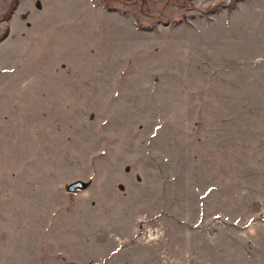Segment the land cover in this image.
<instances>
[{
	"label": "rangeland",
	"instance_id": "rangeland-1",
	"mask_svg": "<svg viewBox=\"0 0 264 264\" xmlns=\"http://www.w3.org/2000/svg\"><path fill=\"white\" fill-rule=\"evenodd\" d=\"M112 5L0 21V264H264V0Z\"/></svg>",
	"mask_w": 264,
	"mask_h": 264
},
{
	"label": "trees",
	"instance_id": "trees-1",
	"mask_svg": "<svg viewBox=\"0 0 264 264\" xmlns=\"http://www.w3.org/2000/svg\"><path fill=\"white\" fill-rule=\"evenodd\" d=\"M106 5L108 6V8L110 10H113L115 8L113 4L114 1L116 0H104ZM138 2V0H133ZM20 0H10L7 8L5 9V11L0 15V21H7L11 18L14 10L17 8L18 4H19ZM9 33V26H7V28L5 29V31L2 33V35L0 36V40L3 39L4 37H6Z\"/></svg>",
	"mask_w": 264,
	"mask_h": 264
},
{
	"label": "water",
	"instance_id": "water-1",
	"mask_svg": "<svg viewBox=\"0 0 264 264\" xmlns=\"http://www.w3.org/2000/svg\"><path fill=\"white\" fill-rule=\"evenodd\" d=\"M83 181L81 180H77V181H74L72 182L70 185H69V189L70 190H75L77 189L78 187H81L83 185ZM263 220H264V215L261 217Z\"/></svg>",
	"mask_w": 264,
	"mask_h": 264
}]
</instances>
